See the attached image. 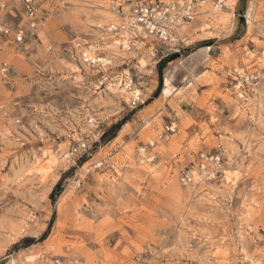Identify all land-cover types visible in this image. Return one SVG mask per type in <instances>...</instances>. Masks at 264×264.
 <instances>
[{
    "label": "rangeland",
    "instance_id": "374dc122",
    "mask_svg": "<svg viewBox=\"0 0 264 264\" xmlns=\"http://www.w3.org/2000/svg\"><path fill=\"white\" fill-rule=\"evenodd\" d=\"M153 1L36 0L33 21L23 0H0V27L25 30L0 52L11 67L0 75V264H264V78L235 73H264V0H164L196 12L177 44L142 34L123 51L110 25ZM75 40L101 45L113 67L82 63ZM133 73L137 105L123 89ZM83 142L88 153L72 155ZM149 143L155 159L141 163ZM201 152L221 155L219 179L198 177ZM100 159L112 167L94 169Z\"/></svg>",
    "mask_w": 264,
    "mask_h": 264
},
{
    "label": "built area",
    "instance_id": "2783aa9c",
    "mask_svg": "<svg viewBox=\"0 0 264 264\" xmlns=\"http://www.w3.org/2000/svg\"><path fill=\"white\" fill-rule=\"evenodd\" d=\"M224 0H217L221 4ZM27 15L32 18L36 16V0H23ZM128 20H123L120 24L112 23L109 32L113 34V42L123 51H130L135 46L134 42L142 36L157 40L167 47H174L180 39V29L185 24L194 19L196 12L192 3L181 6L178 2H166L164 0L148 3H137L133 6ZM35 23H32L34 27ZM12 35L13 40L21 42L24 39L25 30L18 27L14 32L8 27H0V52L3 50L4 39ZM79 59L87 66L97 70H108L113 67L112 56L101 49V45L90 43L86 40H75L72 44ZM11 73V67L6 61H0V75L6 77ZM239 78V84L258 85L264 73H245L242 69H235ZM137 73L130 75L127 88L131 92V102L137 105L142 102V90L138 87ZM174 123L165 126L164 132H174ZM163 133L158 136L163 138ZM154 145H143L138 150V158L141 163H151L155 159ZM90 146L83 142L71 149V154L82 157L88 153ZM94 169L111 168L112 164L105 159L97 160L93 163ZM199 177L206 180L219 179L222 176V161L220 154L201 152L198 156ZM91 168H88L90 172ZM185 184L194 182V174L190 169L182 177ZM59 262V261H58Z\"/></svg>",
    "mask_w": 264,
    "mask_h": 264
},
{
    "label": "trees",
    "instance_id": "16d2710c",
    "mask_svg": "<svg viewBox=\"0 0 264 264\" xmlns=\"http://www.w3.org/2000/svg\"><path fill=\"white\" fill-rule=\"evenodd\" d=\"M170 59H171V57L160 62V64H159V74L160 75H162V70H163L164 64L166 63V61H169ZM160 80L162 81V77L160 78ZM161 81H160V85H161ZM159 90H160V87L158 88L157 92L155 93V97L158 96ZM127 119L128 118L123 119V120L117 122L116 124L112 125L107 131L104 132V134L102 135V138L107 139V140L114 138L116 136L117 132L121 129V127L127 121ZM61 185H62V179L56 184V186L54 187V189L51 192L50 196H51V199L53 201H55L58 194H60V192L62 191ZM51 227H52V221L50 222L47 230L42 235V237H41L42 240L47 238V236L50 233Z\"/></svg>",
    "mask_w": 264,
    "mask_h": 264
},
{
    "label": "bare ground",
    "instance_id": "6f19581e",
    "mask_svg": "<svg viewBox=\"0 0 264 264\" xmlns=\"http://www.w3.org/2000/svg\"><path fill=\"white\" fill-rule=\"evenodd\" d=\"M216 8H218V7H216ZM130 15H131V13H130ZM130 19L132 18V17H129ZM144 36H148V35H146L145 33H142ZM171 75V74H170ZM169 76V75H168ZM167 76V77H168ZM172 76V75H171ZM129 74H128V76H127V79H126V82L123 84L124 86H123V89H125V91H126V89L128 90V88H127V85H128V80H129ZM171 78V77H170ZM168 81H170L169 79H167V81H166V83H165V85H164V88H163V95L165 96V97H167L171 92H172V90H171V87L169 86V82ZM121 82V81H120ZM107 87H109V90H111L112 92H116L117 90H118V87H119V84L116 82H112V80H110L109 82H108V84H107ZM121 88V87H120ZM129 95H130V93H129ZM128 96V95H127ZM252 100V99H251ZM149 144H152V145H154L153 143H149ZM153 148V147H152ZM54 159V158H53ZM52 162V161H51ZM50 163V162H49ZM51 168V167H50ZM194 172V171H193ZM195 173V172H194ZM196 174V173H195ZM234 174V173H233ZM235 174H237V173H235ZM197 175V174H196ZM199 177V176H198ZM227 177V179H229V178H231V176L229 177V176H226ZM234 177H235V175H234ZM233 178V177H232ZM232 181V180H231ZM28 258H30V259H34L33 258V256H28ZM27 258V259H28Z\"/></svg>",
    "mask_w": 264,
    "mask_h": 264
},
{
    "label": "crops",
    "instance_id": "0c3cea01",
    "mask_svg": "<svg viewBox=\"0 0 264 264\" xmlns=\"http://www.w3.org/2000/svg\"><path fill=\"white\" fill-rule=\"evenodd\" d=\"M209 56H210V57H213L211 54H210ZM214 58H217V57H214ZM180 86H181V85H180ZM179 92H180V91H179L178 89H176V90L174 91V94H179ZM181 92H183V94H184L185 91H181ZM174 94H173V95H174ZM158 98H160V96L157 97V98H154L153 101H152L151 103H149L147 106H150V105H151L152 103H154Z\"/></svg>",
    "mask_w": 264,
    "mask_h": 264
}]
</instances>
